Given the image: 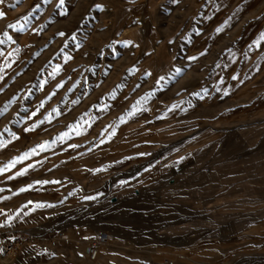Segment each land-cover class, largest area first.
Listing matches in <instances>:
<instances>
[{"label":"rangeland","instance_id":"rangeland-1","mask_svg":"<svg viewBox=\"0 0 264 264\" xmlns=\"http://www.w3.org/2000/svg\"><path fill=\"white\" fill-rule=\"evenodd\" d=\"M245 3L4 0L0 165L55 142L0 174V241L30 229L40 246L87 247L105 232L91 264H264V228L247 236L245 210L230 206L217 174L225 157L241 160L242 128L264 115V100L255 104L264 99V48L223 66L207 48L231 46L235 35L217 29L233 26L232 9Z\"/></svg>","mask_w":264,"mask_h":264},{"label":"crops","instance_id":"crops-1","mask_svg":"<svg viewBox=\"0 0 264 264\" xmlns=\"http://www.w3.org/2000/svg\"><path fill=\"white\" fill-rule=\"evenodd\" d=\"M245 5L247 8L243 11H241V7L232 9L231 12L233 13L231 14L235 19L233 26L229 29L219 27L222 29L220 35L224 36V39L229 34L235 35L231 46L228 48L227 45H222L221 40L223 39H220L217 44L207 47L209 48L208 52L211 53V58L213 52H220L218 60L221 61L222 66L230 57L237 55L243 59L246 48L250 47L258 50V52L264 48V39H262L264 36V0H246ZM245 16H249L250 20L249 24L242 28L237 24L241 23V19ZM247 32L250 34L249 43L244 46L246 41L244 42L243 35ZM217 64L218 61L216 60L214 66ZM263 100L258 99L255 104L259 105ZM239 139L244 151L241 160L234 159V156L232 159L225 157L227 159L226 165L217 166V174L226 176L230 206L235 202V207L245 210V224L249 237L255 235L256 226L262 225L264 228V115L252 123L250 127L248 126L246 131L245 128H242ZM245 147H248L247 151ZM90 248L91 246L50 249L40 246L34 241L27 243L18 255L6 260L5 263L91 264L95 262L89 257ZM100 250L103 252L104 246ZM0 257L4 256L0 254Z\"/></svg>","mask_w":264,"mask_h":264},{"label":"snow or ice","instance_id":"snow-or-ice-1","mask_svg":"<svg viewBox=\"0 0 264 264\" xmlns=\"http://www.w3.org/2000/svg\"><path fill=\"white\" fill-rule=\"evenodd\" d=\"M4 2V0H0V4H2ZM21 0H17V3H20ZM173 3H178V0H172ZM59 3L60 5H63L64 4V0H59ZM97 7H101V5H97ZM6 16V13L4 11H0V18H3ZM28 17L25 16L24 19H27ZM17 25H18V22H17ZM17 25H14V24H9L8 27L9 28H13V27H17ZM22 25L20 26L21 30H22ZM217 31H222L221 28H218ZM60 35H64V33H59ZM5 36H7V38L9 40L12 39V36L8 35V33H4ZM262 39H264V36H262ZM0 43H3L2 40H0ZM128 43H132L131 41H128ZM204 53H201V55H203ZM198 57L196 56H192V57H189L190 60H193L195 61ZM2 70V69H0ZM56 71H59L60 70V65H57L56 66ZM177 73L181 72L182 69H176ZM146 75H150V73H146ZM234 79H236V77H233ZM164 77H161L160 80H163ZM159 83V81H158ZM60 85H57V87H59ZM0 91H2V89H0ZM195 95H199V93H194ZM175 107V105L173 106ZM53 111L57 112V114H59V110L58 109H54ZM134 111H135V106H133V111H129L127 113L128 116H132L134 114ZM33 115H35V113H33ZM51 118H52V114L49 113V116H48V119H49V122L51 121ZM123 119V118H122ZM39 123H42L39 122ZM34 127H30L28 129H26L27 131H32L34 130ZM76 128L78 129L79 128V125L76 126ZM68 135V132H65V133H62L59 137H57V139H60L62 140L65 136ZM111 135V133H110ZM19 137L16 136L15 134H13V139H18ZM55 141H45L41 144H38L36 145L35 147L23 152L22 154L18 155V156H15L13 158H11L6 164L4 165H0V174L2 173H5V172H8L10 171L11 169H13L17 164L25 161V160H28L31 156L37 154V150H44L47 146H49L51 143H54ZM103 142V141H102ZM10 143V141H9ZM7 145L6 143L3 141V140H0V148H5ZM70 147H77L76 145H69ZM183 159V158H181ZM34 167L33 164L29 163L26 167H22L19 169V171L15 172L12 176H9L8 178L9 179H13L15 178V176H20V175H24L27 173V171ZM98 171V169L96 170ZM50 182H53V181H47V180H38V181H35L34 183L35 184H47V183H50ZM54 183H60L59 181H54ZM33 188V184H28L24 187H21L17 190V192H24V191H27L29 189H32ZM0 191H3V189H0ZM86 199H89L90 197H85ZM34 203L33 201H28L27 204H32ZM27 205H25L26 207ZM35 206L37 208H40V207H51V205H46V204H43V203H40V202H35ZM13 219V217L11 215H8L7 216V220L8 221H11ZM10 239L14 240L15 237H10ZM0 254H6V249L4 248H0Z\"/></svg>","mask_w":264,"mask_h":264},{"label":"built area","instance_id":"built-area-1","mask_svg":"<svg viewBox=\"0 0 264 264\" xmlns=\"http://www.w3.org/2000/svg\"><path fill=\"white\" fill-rule=\"evenodd\" d=\"M10 237H15L14 240L10 239ZM36 234L34 231L30 229H21L16 231L13 234H5L1 238L0 248L6 249V254H2L4 257L13 258L18 255L25 245L34 240ZM108 240V237L105 232H99L97 235V239L94 240L91 244V248L89 251V257L92 261H97L99 256V251L104 242ZM156 264H175L174 260L167 259L161 262H156Z\"/></svg>","mask_w":264,"mask_h":264}]
</instances>
